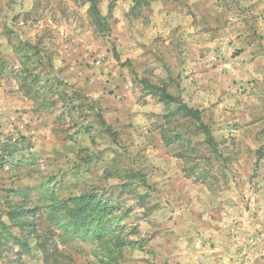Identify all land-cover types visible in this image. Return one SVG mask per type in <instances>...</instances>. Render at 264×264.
I'll list each match as a JSON object with an SVG mask.
<instances>
[{
    "label": "rangeland",
    "instance_id": "obj_1",
    "mask_svg": "<svg viewBox=\"0 0 264 264\" xmlns=\"http://www.w3.org/2000/svg\"><path fill=\"white\" fill-rule=\"evenodd\" d=\"M96 4L100 24L87 0H0V140L34 153L32 163L0 169V213L21 200L15 190L35 187V196L40 184L58 198L96 192L126 213L117 233L129 246L116 260L95 240L66 236L57 242L71 258L60 264H180L170 245L186 246L192 229L167 211L179 206L197 222L225 223L230 238L242 220L264 237V0H151L134 11L131 0ZM162 92L202 111L217 152L175 115L167 126L198 145L187 164L177 144L160 145ZM105 108L117 117L116 145L96 115ZM130 169L147 187L130 181ZM9 243L0 264H44L33 243L20 255Z\"/></svg>",
    "mask_w": 264,
    "mask_h": 264
},
{
    "label": "trees",
    "instance_id": "obj_2",
    "mask_svg": "<svg viewBox=\"0 0 264 264\" xmlns=\"http://www.w3.org/2000/svg\"><path fill=\"white\" fill-rule=\"evenodd\" d=\"M87 1L90 3L97 24H100L103 22V16L99 13L96 0ZM150 1L131 0L133 5L130 10L134 11L137 6H148ZM3 65L4 60L0 56V73ZM155 87L154 91H162L157 86ZM33 88L34 86H29L26 93H32ZM153 93L156 94L157 92ZM160 95L167 106L163 123L160 126L161 140L165 144L176 143L178 146L177 155L181 159L184 158L185 164L189 162L190 156L195 151L198 143L193 137L184 136L177 128L170 129L167 126L171 122L169 117L175 115L177 116L176 121L189 119L193 123L194 130H198L204 135L203 144L208 146L212 153L217 152L216 142L210 128L201 118L202 111L189 106L172 94L162 92ZM33 97L36 96L33 95ZM96 115L99 116V125L103 126L104 130L112 137V140L117 142L116 133L111 130L109 125L105 124L100 113ZM20 140H25V138L21 136ZM18 143V140L12 139L10 136L0 140V169L5 166H7L5 168L16 169L17 166L32 163L34 153L29 152V144L19 146ZM25 150L29 152V156H22L21 153H24ZM194 155H196V158L201 156L198 151ZM90 160L91 156H86L84 161L88 163ZM126 175L130 181L139 176V186L147 187L139 170H127ZM125 185L126 182L121 185L122 189ZM36 188L39 194L35 196L29 194V190H34L35 187L15 190V196H22L19 203L10 202L8 204L6 202L7 210L0 213V253L3 251L2 247L6 242H10L6 248L7 251H12L17 247V255L29 252L31 249L30 244L33 243L34 248L40 251L44 264H60L63 261L70 260L71 256L65 254L58 246L57 237L60 241L66 236H80L95 240L101 255L103 257L110 256L114 260L117 259L115 253L118 249L126 245L129 246V244L122 241V237L118 236L117 233V230L122 226L121 219L126 213L120 214L119 211H116L117 206H113L109 200L103 199L96 192H85L58 198L54 192L45 190L42 184L36 186ZM144 195L145 192L138 193L137 197L143 198ZM26 204H31V206H25ZM40 210L42 215L37 216ZM40 217L47 221L45 227L39 225ZM56 226L62 231L57 232ZM111 234L113 235L112 238L110 237ZM129 241L131 243L133 240Z\"/></svg>",
    "mask_w": 264,
    "mask_h": 264
},
{
    "label": "crops",
    "instance_id": "obj_3",
    "mask_svg": "<svg viewBox=\"0 0 264 264\" xmlns=\"http://www.w3.org/2000/svg\"><path fill=\"white\" fill-rule=\"evenodd\" d=\"M105 114L110 115L111 113H107L106 108L101 111L105 124L112 125L117 122L116 116L114 118L105 117ZM146 133L145 138H150V132ZM110 141L116 145L114 140L110 139ZM157 141L162 147L176 146V143L165 144L161 140L160 132H158ZM174 208L176 207L167 211L178 214L180 223L186 229L188 227L192 229V234L185 232L188 235L185 242L186 246L175 250L170 245L172 250L170 252L171 258L179 260L180 264H264V237L256 238V236H251L255 233L257 227L255 223L242 220L237 226L238 228H235V231L239 229L243 231L239 232L237 237L233 233V237L230 238L226 235L228 234V227H226L225 223L212 225L210 224L212 223L211 221L197 222L192 218V212L185 211L182 206L177 209ZM153 211L155 212V209ZM178 224L176 223V225ZM176 225L173 226L175 227ZM242 245L245 249L240 251Z\"/></svg>",
    "mask_w": 264,
    "mask_h": 264
}]
</instances>
